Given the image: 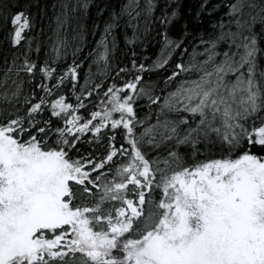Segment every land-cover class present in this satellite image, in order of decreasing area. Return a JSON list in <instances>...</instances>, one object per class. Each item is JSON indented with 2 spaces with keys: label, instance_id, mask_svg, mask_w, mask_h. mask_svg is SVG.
Segmentation results:
<instances>
[{
  "label": "snow or ice",
  "instance_id": "1",
  "mask_svg": "<svg viewBox=\"0 0 264 264\" xmlns=\"http://www.w3.org/2000/svg\"><path fill=\"white\" fill-rule=\"evenodd\" d=\"M92 2L60 0L41 60L0 0V264H264V0H96L78 59ZM118 29L160 56L113 76Z\"/></svg>",
  "mask_w": 264,
  "mask_h": 264
},
{
  "label": "trees",
  "instance_id": "2",
  "mask_svg": "<svg viewBox=\"0 0 264 264\" xmlns=\"http://www.w3.org/2000/svg\"><path fill=\"white\" fill-rule=\"evenodd\" d=\"M22 4H24L27 8V11L31 13L34 18V27L30 32H27L28 36H35L36 39L42 42V50L39 53V58L41 60L47 57L48 53V40L47 36L49 34L50 28L55 26L54 17L56 12L58 11V6L60 0H20ZM192 4V0H187V6ZM56 5V7H54ZM87 14L85 15L83 12L80 13L82 21L87 25V30L84 32V38L87 41V46L83 49V55H80L78 59H83L85 55H87L88 51L91 48L95 47V40L99 39V34L93 36L91 34V30L93 28V24L96 17V0L89 5L88 9L86 10ZM223 10L217 13V15H221ZM160 7L157 8L156 14L159 15ZM43 28V33L41 34L40 29ZM119 33V44L117 50L115 52L112 68L113 72L112 75L115 76L116 65L119 64L120 67H127L128 75L130 76L132 73L136 71L131 66V60L136 59L138 63H145V64H152L159 56H160V49L162 47L161 40L157 37L156 32L153 31L151 33V39L147 41V44L141 43L139 41L136 42L135 46L128 45L124 39V33L121 30H117ZM129 35H131V31L129 30ZM23 50V49H21ZM135 52L136 55L133 56L132 52ZM5 54H9V45L4 39L3 31H0V57ZM34 56L36 55L35 52L33 53ZM176 55L173 56L171 63L174 64L176 60ZM73 59L72 56V42L70 36V42L67 49V57L61 61V64L64 63H71ZM55 66V65H53ZM88 62H85L84 65L81 66V81L80 83L83 84L84 80L83 77L89 73ZM91 72L94 77L99 78L102 84L108 83V81H104L102 77L99 76L95 66L91 69ZM164 75V70H153L152 72H145L144 79L145 82L151 80L152 82L159 81L161 84L162 76ZM69 98L71 101L75 100V97L71 95L69 92ZM143 107L141 110V115L143 116L144 113L147 111V106L144 102H141ZM87 147V144H85ZM215 152V149H212Z\"/></svg>",
  "mask_w": 264,
  "mask_h": 264
}]
</instances>
